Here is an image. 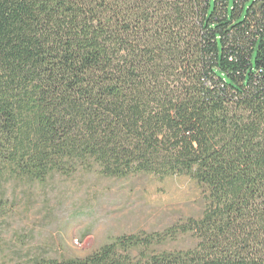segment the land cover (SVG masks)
<instances>
[{
    "label": "trees",
    "instance_id": "trees-1",
    "mask_svg": "<svg viewBox=\"0 0 264 264\" xmlns=\"http://www.w3.org/2000/svg\"><path fill=\"white\" fill-rule=\"evenodd\" d=\"M79 172L187 177L206 208L23 264H264V0H0V176Z\"/></svg>",
    "mask_w": 264,
    "mask_h": 264
},
{
    "label": "rangeland",
    "instance_id": "rangeland-1",
    "mask_svg": "<svg viewBox=\"0 0 264 264\" xmlns=\"http://www.w3.org/2000/svg\"><path fill=\"white\" fill-rule=\"evenodd\" d=\"M205 208L204 191L187 177L0 176V264L84 258L118 237L163 234ZM193 244L189 235L178 236L164 249Z\"/></svg>",
    "mask_w": 264,
    "mask_h": 264
}]
</instances>
